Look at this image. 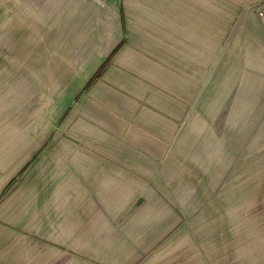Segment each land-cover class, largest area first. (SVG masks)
Segmentation results:
<instances>
[{
  "label": "rangeland",
  "instance_id": "rangeland-1",
  "mask_svg": "<svg viewBox=\"0 0 264 264\" xmlns=\"http://www.w3.org/2000/svg\"><path fill=\"white\" fill-rule=\"evenodd\" d=\"M178 3L0 0V133L33 149L0 264H264L251 6Z\"/></svg>",
  "mask_w": 264,
  "mask_h": 264
},
{
  "label": "crops",
  "instance_id": "crops-1",
  "mask_svg": "<svg viewBox=\"0 0 264 264\" xmlns=\"http://www.w3.org/2000/svg\"><path fill=\"white\" fill-rule=\"evenodd\" d=\"M176 1L180 2V4L178 3L179 5L184 4L185 6H194V7H209L215 5L225 7L232 5L237 7L243 6L246 8L248 6H251V10H246L244 12L243 19L241 20L243 24V29L239 32L237 37L248 38L249 55L264 56V12L262 15H258L256 9L260 0H176ZM237 54L240 55V53ZM10 124H11V118L8 126L4 128L5 132L0 133V200L4 198H7L9 200H16L18 197L26 198L25 194L24 196H22V194L21 195L19 194L18 196V190L16 189L17 175L22 172L21 168L23 166H26L32 160V155H33L32 146L30 147L24 146L18 148L16 142V131H15L16 128L13 127L15 125H11L12 126L11 127ZM4 135H7V137H5ZM18 151L21 152V155H18ZM27 152H30L31 154L29 153L26 154ZM18 156H20L21 159ZM62 157H64V155H62ZM77 157H78L77 155H74L72 161L74 163L78 162L80 164V160H77ZM64 161L65 160H63V162ZM69 161L70 160H68V163ZM97 166H103V165L99 164ZM104 166H106V164H104ZM24 173H25L24 185L26 186L27 184H31L33 182V179L31 177L32 173L31 176L29 177H27L26 175L27 170H25ZM22 192L24 191L22 190L19 191V193ZM11 204L12 202L10 201L8 204L5 205V207L7 206L10 207ZM0 215H7V213H5L4 210L2 211L1 207H0ZM146 235H149V233H147ZM170 237L171 239L167 241L168 243L172 240L174 241V239H177V234H172ZM146 239H148V237ZM162 248L163 245L157 246V248L154 251L153 257L157 258L156 257L157 255H159L160 257L161 254L164 252ZM163 258L164 256H162V258L159 259V262L161 263L165 262L163 261L164 260Z\"/></svg>",
  "mask_w": 264,
  "mask_h": 264
},
{
  "label": "built area",
  "instance_id": "built-area-1",
  "mask_svg": "<svg viewBox=\"0 0 264 264\" xmlns=\"http://www.w3.org/2000/svg\"><path fill=\"white\" fill-rule=\"evenodd\" d=\"M264 12V0H260V2L257 5V14L262 15Z\"/></svg>",
  "mask_w": 264,
  "mask_h": 264
}]
</instances>
